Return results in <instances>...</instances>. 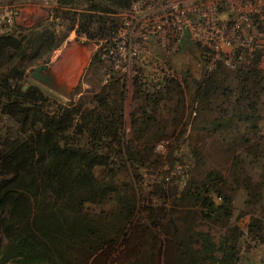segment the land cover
<instances>
[{
    "label": "trees",
    "instance_id": "trees-1",
    "mask_svg": "<svg viewBox=\"0 0 264 264\" xmlns=\"http://www.w3.org/2000/svg\"><path fill=\"white\" fill-rule=\"evenodd\" d=\"M139 1L59 0L57 18L70 21L72 27L79 24L78 34L90 39H108L116 33L111 15L128 11ZM262 16L263 20L257 19L259 28L264 27V10ZM3 28L5 32H1ZM50 30L35 33L18 25L10 29L0 26V114L6 119V129L0 134V234L5 239L1 264H86L102 247L119 240L136 212L131 184L124 182L123 174L140 184L139 170L152 166L155 157L154 146H143L147 153L138 152V142L133 148L124 134L123 79L116 78V72L109 85L99 88L89 102L82 97L63 104L37 86L23 89L29 65L53 51L59 42L60 37ZM254 55L253 67L239 69L232 77L226 75L221 61L215 62L204 86L196 87L192 103L205 98L211 108L221 90L214 78L220 72L229 77V83L222 82V95L229 98L235 93L233 110L221 111L203 129L224 133L232 125L241 127L232 142L246 153L237 154L235 164L246 169L250 157L259 168L261 183L236 178L233 190H244L245 208L261 205L259 216L252 214L245 230L233 221L234 198L215 171L188 184L174 196V208L158 211L155 222L171 224L169 240L179 264H245L250 257L242 256V238L256 245L264 243V137H257L264 76L258 68L261 54ZM95 60L101 62L99 54L89 72L94 68L93 74L101 73L104 78L106 71L95 66ZM232 78L237 83H231ZM175 84L167 80L161 87L149 86L137 75L143 107L134 124L135 140L147 136L152 145L163 137L155 114L171 93H176L183 105L182 88ZM226 101L216 107L225 106ZM87 104L90 107L86 109ZM109 202L115 203L114 211H98ZM178 207L186 208L178 212ZM205 226L224 230L221 240L216 241ZM147 234L146 238L153 236V232Z\"/></svg>",
    "mask_w": 264,
    "mask_h": 264
},
{
    "label": "rangeland",
    "instance_id": "rangeland-1",
    "mask_svg": "<svg viewBox=\"0 0 264 264\" xmlns=\"http://www.w3.org/2000/svg\"><path fill=\"white\" fill-rule=\"evenodd\" d=\"M168 1L149 0L147 6L132 16L118 11L111 15L116 27V33L112 38L90 39L84 33L78 34L79 24L72 27L70 21L57 18L61 9L59 0H0V26H7L10 29L18 25L35 33L51 29L60 37L53 51L43 55L41 59H35V62L29 65L25 72L26 80L22 85L24 90L30 86H37L53 94L56 100L63 104L77 101L82 97L89 102L99 92V88L109 85L111 78H107L108 72L119 66L115 74L116 78L123 79L121 92L124 97V134L133 143V148H136L138 142L137 146H140L136 148L138 152L147 153L148 149L143 146L149 148L154 146L155 157L152 156L153 160L151 159L153 165L139 170L140 184L137 185L126 177L125 173L123 174L124 182L131 184L130 193L136 199V212L133 218L119 240L102 247L86 264H179L169 240L171 238L169 234L172 233L171 224L164 222V226L155 225L160 215L158 211L174 208L173 201L177 193L194 181H202L212 171L221 174L226 181L225 191L232 193L234 198L233 221L241 229L249 224L252 214L259 216L257 210L261 205L251 207L250 210L245 208L244 190L239 188L233 190L237 186L236 178L240 181L251 178L253 183H261V179H258L259 168L252 164L250 157L247 159L246 169H241L235 164L237 154L246 153L242 146L237 147L232 142L236 132L241 133V127L236 129L232 125L226 128L224 133H212L210 128H203L209 125L210 120L218 117L221 111L225 113L233 110L235 93L229 98H223L222 82L229 83V77L239 69L250 70L254 65L255 53L261 54L258 68L264 76V27L259 28L257 21V19L263 20L264 0L192 1L198 4L195 6L198 9L192 10L188 18L204 20L202 31L205 32L206 37L197 41L186 37L181 41L180 46L171 43L166 44L165 47L155 37L144 44L138 39L143 32L142 27L147 25L151 32L156 33L152 27L153 21L161 22L164 15L168 14V6L179 0ZM179 9L182 10L183 6L181 5ZM127 24H130V28L126 30ZM4 29H1V32H5ZM193 29L200 34V28L193 27ZM126 33L131 34L132 41L126 39ZM112 50L117 56L115 62L112 61L111 55H107ZM123 53L160 58L161 63L153 60L148 62L143 72V79L149 82V76H154V79H156L155 75L169 76L171 82L179 83L182 88L184 96L182 106L178 103L177 94L171 93L170 97L160 104L155 114V119L163 128V137L155 144L149 145L151 143L147 136H139L140 140H135L134 124L143 105L136 87L137 65L133 62L128 66L122 56ZM98 54L101 62L96 60L94 62L95 66L106 71L104 78L101 73L93 74L94 68L89 72L90 64L92 65V60ZM103 55L106 56L103 58ZM217 61L224 64L222 68L229 77L221 76L223 72H220L214 78L217 86L221 88L214 104H211V108L208 107L209 101L207 102L205 98L193 104L196 87L204 86ZM41 65H46L42 70L43 73L71 88V97L50 90L33 77L34 71ZM124 65H126L125 71ZM232 79L231 83H237L236 79ZM261 86L258 114L262 119L259 120L261 132L257 135L258 138L264 137V77ZM221 101H226L228 104L218 109L216 105ZM89 107L87 104L85 108ZM51 109L53 110L54 106ZM5 120L0 114V134H4L6 129ZM217 202L219 203L220 200ZM185 208L178 207L176 211H183ZM97 209L99 212L103 209L105 210L103 212L108 213L114 211L116 205L109 202ZM203 229L216 241L221 240L224 234V230L218 227L209 230L205 226ZM149 231L153 232V236L146 238ZM243 240L242 256L247 254L250 257L245 259V264H264V243L256 245L247 237H243ZM4 244L5 239L0 234V252Z\"/></svg>",
    "mask_w": 264,
    "mask_h": 264
},
{
    "label": "built area",
    "instance_id": "built-area-1",
    "mask_svg": "<svg viewBox=\"0 0 264 264\" xmlns=\"http://www.w3.org/2000/svg\"><path fill=\"white\" fill-rule=\"evenodd\" d=\"M170 1L171 0H169L168 2ZM192 1L198 0H179L176 3L170 4L167 10L168 14L164 15V17L161 19V22L154 20L152 23V27L154 28V30H156V33L151 32L149 26L146 25L142 27L143 32L140 34V38L138 39H140V41L144 44H147V42L151 41V38L155 37L157 40L161 41V43L166 47V44L169 45L171 43H174L175 46H180L181 41H183L186 37L196 41L198 39L206 37L205 32L202 31V24L204 23V20L188 18V15L189 13H191L192 10L196 11L198 9L197 7H195L198 4L192 3ZM148 2L149 0H141L135 3L128 11L124 13L128 16L137 14L136 12L138 10H141L143 7L147 6ZM187 3H190L189 6L186 5ZM181 5L183 6L182 10L179 9ZM126 27V30L129 29L130 24H127ZM193 27L200 28V34H197ZM126 36V39H128V41H132L130 33H126ZM107 55H111V59L113 62H115V58L117 59V56L113 50L110 51ZM105 56L106 55H103V58ZM122 56L124 57V61H127L128 66H130L133 62L135 63V65H137L138 75H140L142 79L143 72H145L146 69L145 66L150 60H153L157 63H161L160 58L151 55L142 57L136 53H123ZM123 68V70L125 71L126 65H124ZM116 69H119V66H116L115 68L111 69L108 72L107 78H111L112 73L118 72ZM155 77L156 79H154V76H149V82H147L146 79H143V83H146L149 86H152L153 84H158V86L161 87L162 84H165L167 80H169V76L163 75L159 77L155 75Z\"/></svg>",
    "mask_w": 264,
    "mask_h": 264
},
{
    "label": "water",
    "instance_id": "water-1",
    "mask_svg": "<svg viewBox=\"0 0 264 264\" xmlns=\"http://www.w3.org/2000/svg\"><path fill=\"white\" fill-rule=\"evenodd\" d=\"M45 67L46 65L39 66L34 71L33 77L37 79L42 85L49 88L50 90L63 94L66 97H71L72 95L71 88L65 83L52 79L51 77H49V75L43 73L42 70H44Z\"/></svg>",
    "mask_w": 264,
    "mask_h": 264
}]
</instances>
